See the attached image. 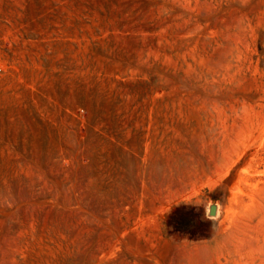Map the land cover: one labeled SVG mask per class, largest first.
Here are the masks:
<instances>
[{
    "label": "rangeland",
    "instance_id": "obj_1",
    "mask_svg": "<svg viewBox=\"0 0 264 264\" xmlns=\"http://www.w3.org/2000/svg\"><path fill=\"white\" fill-rule=\"evenodd\" d=\"M0 264H264V0H0Z\"/></svg>",
    "mask_w": 264,
    "mask_h": 264
},
{
    "label": "water",
    "instance_id": "obj_2",
    "mask_svg": "<svg viewBox=\"0 0 264 264\" xmlns=\"http://www.w3.org/2000/svg\"><path fill=\"white\" fill-rule=\"evenodd\" d=\"M209 213H210V214H213V213H214V207H213V206L210 207V209H209Z\"/></svg>",
    "mask_w": 264,
    "mask_h": 264
}]
</instances>
